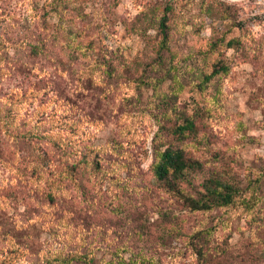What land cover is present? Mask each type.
<instances>
[{
  "label": "rangeland",
  "instance_id": "rangeland-1",
  "mask_svg": "<svg viewBox=\"0 0 264 264\" xmlns=\"http://www.w3.org/2000/svg\"><path fill=\"white\" fill-rule=\"evenodd\" d=\"M0 264H264V0H0Z\"/></svg>",
  "mask_w": 264,
  "mask_h": 264
},
{
  "label": "trees",
  "instance_id": "trees-1",
  "mask_svg": "<svg viewBox=\"0 0 264 264\" xmlns=\"http://www.w3.org/2000/svg\"><path fill=\"white\" fill-rule=\"evenodd\" d=\"M160 32L162 34V45L168 39L167 15L164 14L160 19ZM224 66L221 65L213 69L212 75L221 72ZM196 128V123L190 116L182 117V124L174 128V133L184 137L192 133ZM199 162L189 159L185 156L182 148H165L157 151L152 164L154 176L167 186L180 193L182 200L192 210H208L215 206H224L233 202L235 188L233 185L223 182L219 179H207L203 183L205 195L194 198L190 195H184L181 184L189 178L191 170L198 169Z\"/></svg>",
  "mask_w": 264,
  "mask_h": 264
}]
</instances>
